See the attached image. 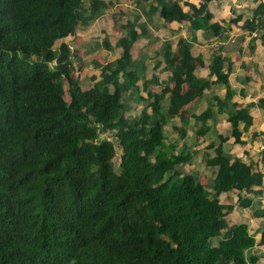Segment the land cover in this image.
Masks as SVG:
<instances>
[{
    "label": "trees",
    "instance_id": "trees-1",
    "mask_svg": "<svg viewBox=\"0 0 264 264\" xmlns=\"http://www.w3.org/2000/svg\"><path fill=\"white\" fill-rule=\"evenodd\" d=\"M120 2L0 0V264L255 263L251 254L264 246V230L257 241L248 222L230 225L227 218L241 208L264 219V209L253 208L254 199L243 196L255 195L264 174L232 153L234 145L245 144L254 125L251 110L259 105L264 110V100L234 101L233 64L221 51L208 65L194 56L196 32L210 41L225 27L182 0L137 4L147 20L157 15L165 26L190 23L191 40L181 37L176 45L165 40L151 72L152 57L133 56L145 36L144 27L140 33L133 26L114 46L118 58L92 61L99 79L82 90L74 74L86 65L66 39ZM242 29L260 33L264 46V3ZM114 47L104 43L107 51ZM204 67L209 78L196 75ZM160 68L166 80L156 75ZM213 86L225 95L206 96ZM131 97L144 105L134 119L126 116ZM204 98V111L183 116ZM218 116H225L228 135L216 130ZM176 118L186 125L171 126L177 139L188 137L190 119L194 137L211 138L206 150L212 153L203 158L205 169L214 173L209 191L198 173L178 169L199 151L167 143L166 129ZM231 193L238 194L237 204H224L222 197Z\"/></svg>",
    "mask_w": 264,
    "mask_h": 264
},
{
    "label": "rangeland",
    "instance_id": "rangeland-1",
    "mask_svg": "<svg viewBox=\"0 0 264 264\" xmlns=\"http://www.w3.org/2000/svg\"><path fill=\"white\" fill-rule=\"evenodd\" d=\"M133 0H127V4H124L121 10H118L119 8H112L108 9L104 15L99 18L91 27H89L86 31H79L76 35V37H70L66 39V42L70 44L71 48L74 50H78L80 52V56L83 58V61L86 66L80 71L78 68H76V73L74 74V77H78L81 83V89L86 90L89 88V82H92V79H99V74L100 72L95 69L92 65V61L94 59H97L98 61L102 63L106 62H111L114 61L116 58L119 57L120 52L115 49V45L119 41L118 37L121 34V31H124L125 33L130 30L131 27H135L136 29V24L132 25L134 22H138L142 17L146 18L144 15H142V12H139L140 8H137L132 4ZM127 7V8H126ZM128 9V10H125ZM141 14L140 18H136L137 15ZM147 19V18H146ZM147 21V20H146ZM178 23V22H174ZM144 24L143 19L140 21L139 26H138V31L141 33V25ZM120 30H118V29ZM149 32L147 36L141 37L139 42L136 43L134 49H133V55L136 58H142L144 55H149V57H152L148 62H149V70L151 71V68L157 64L161 58L156 57V53L159 51L162 43L165 40H171L174 43V39L172 37L174 36L172 33L171 35L168 34L167 32H163L160 30V28H157L155 26L150 27L149 26ZM109 42L112 47V51H107L104 49V43ZM175 45V44H174ZM119 53V54H118ZM76 67H79L78 62H76ZM152 72V71H151ZM151 72H149V76L151 75ZM156 75L161 79V80H166L167 75L164 73L162 68H160L157 72ZM155 91L161 90V86L159 87H154ZM224 90V89H223ZM142 95L146 96L145 93ZM260 100H258V105ZM129 109L126 113V116L130 119H134L137 115L141 113V110L143 109L144 105L140 104V101L135 99L134 97H131L127 101ZM199 105V106H198ZM260 106V105H259ZM258 106L259 111H264L261 109L260 106ZM205 108H207L206 104V99H198L196 102H194L192 105L188 106L184 111H183V116L189 118L193 113H201ZM254 109V108H253ZM257 113V112H255ZM258 118V115H256ZM172 124H170L167 127V135L169 137L167 143H175L178 147L179 150H190L191 148L198 150L199 155L198 158L193 160L191 164L181 166L178 169L184 173V174H193V173H198L201 182L206 186L207 190H211V185H212V180L214 177V173L212 169H205L204 166V155H208L206 152V145L209 144V139L208 137H194V132L196 130L195 128V122L193 119L188 120V127L187 130L189 131V135L185 140L177 139L174 136V131L171 130V126H186L184 122L180 120V118H176L173 121H171ZM218 131L221 132L222 134H227V128L224 126V124H220L217 126ZM258 129V127H253L252 128V133H254ZM109 138L111 141H114L113 137L111 135L105 136ZM197 143V144H195ZM195 144V147H194ZM264 146V142L261 143L262 147ZM260 147L258 145L257 147V152L253 150H249L251 153V156L249 155L248 159L246 162L249 164H252L253 167H258L261 166L263 171H264V156H262L263 149L260 150ZM244 150L243 147L238 146L234 149V153L236 155L243 154ZM249 154V153H248ZM121 156V151H118L116 154V157L114 158V163L117 166L119 164V159ZM256 195H251V194H246L243 193L244 197H251L254 199V207L253 208H258L262 207L264 209V191L261 192V194L255 193ZM237 199H238V194L237 193H231L230 195H226L222 197V202L224 204H237ZM252 220V221H251ZM227 221L230 225L236 224L239 222H248L251 231L254 235H257V238L260 239V236L264 230V219H254L252 217V212L251 210H245L238 208L237 211L233 215H229L227 218ZM218 239L213 240V244L217 245ZM260 247V246H259ZM256 249L255 251H252V257L255 256L256 262L253 264H264V257L260 256L264 253V250L262 248ZM263 252V253H262ZM264 255V254H263ZM263 258V259H262ZM261 259V260H260ZM252 264V263H250Z\"/></svg>",
    "mask_w": 264,
    "mask_h": 264
},
{
    "label": "crops",
    "instance_id": "crops-1",
    "mask_svg": "<svg viewBox=\"0 0 264 264\" xmlns=\"http://www.w3.org/2000/svg\"><path fill=\"white\" fill-rule=\"evenodd\" d=\"M137 1L138 0H133L131 3L134 4V6H136L137 8H140V10L138 11L141 12V7L138 6ZM182 1L188 2L198 7L202 14L209 12L213 17L211 21L212 23H216L225 27V31L222 36L214 38L210 41L204 40L202 31L196 32L195 38L197 42L193 44L192 48L194 56L201 55L204 61L206 62V65H208L213 54L218 50L221 51L223 56L230 59L233 64L232 74L230 76V83L232 88L236 91V98L234 101L239 102L243 105H247L249 103H257L259 99L264 100V46L261 42V36L260 33L255 32L250 34L249 32L244 31L242 29L244 22L251 20L253 12L258 8L261 3H264V0H212L207 5H201V0ZM127 3V0H121L119 5L112 8H119L118 10H121L122 7H124L123 5ZM126 8L125 10H128ZM183 9L184 12L190 11L188 7H183ZM238 17H240L241 19L237 22V24L230 23L232 19H237ZM142 19L144 21V24L140 27H144L145 36H147L150 30L149 26H155L157 28H160V30L165 33L168 30V34L170 35L174 33L172 39H174L175 45L177 40L181 37L189 40L194 37V31L192 30L190 23L173 22L172 24L165 26L159 16L156 15L151 21L142 17L138 22H134L132 25L136 24V29H138L139 23ZM124 35L125 32L121 31V34L118 38L120 39ZM140 40H138V42ZM175 48L176 47L174 46V50ZM196 75L202 78H209L210 72L207 67H204L198 69L196 71ZM214 79L215 78H212V80ZM212 94H216L218 96L223 97L225 95V90H223V88L219 86H213L212 89L210 91H207L205 95L210 96ZM251 114L254 117V125L243 137V141L245 144L234 145L232 149V153L235 154L234 149L236 147H243L244 156H242V154L235 155L237 157L243 158L244 161L248 159L249 155L251 156L249 150L257 152L258 145L260 147L261 143L264 142V111L260 112L258 108H254L251 110ZM256 115H258V118L256 117ZM220 124H224V126H226V130L228 132L225 135H228L229 125L225 121V116L217 117V123L215 126L217 131V126ZM253 127H258V129H256L254 133H252ZM219 133L222 134L221 132ZM228 143L232 144L233 140H230ZM262 149L264 150V146L260 147V150ZM206 152L208 153V155L212 153L210 150H206ZM255 169L260 170L264 174V171L261 166H255ZM253 191L254 193L261 194V192L264 191V183L261 187L254 188ZM260 239H258L256 235V240L260 241ZM258 247H256L254 251L258 249ZM259 248H262L264 250V246H260ZM263 254L260 256L264 257Z\"/></svg>",
    "mask_w": 264,
    "mask_h": 264
}]
</instances>
